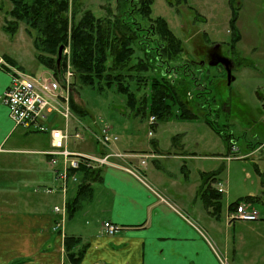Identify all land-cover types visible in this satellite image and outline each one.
<instances>
[{
    "label": "rangeland",
    "instance_id": "374dc122",
    "mask_svg": "<svg viewBox=\"0 0 264 264\" xmlns=\"http://www.w3.org/2000/svg\"><path fill=\"white\" fill-rule=\"evenodd\" d=\"M74 1L68 12L72 19L71 24L89 9L95 17L104 18L106 25L111 28L114 19L108 10L112 14H117L119 4L126 5L125 0ZM236 1L239 3V10L235 24L243 35L234 50L229 49L226 43L232 35L229 27L231 8L228 0L152 2L151 17L162 16L170 29L182 40L183 51L173 64H177L179 60L188 61V69L192 74L184 77L178 75L176 82L182 81L177 88L181 101L192 108L193 112L198 114L197 117L193 119L181 117L175 100L168 101L171 113L166 118L157 119L153 124L149 123L147 115L146 117L142 115V112L149 108L152 80L159 77V69L148 68L144 71L137 69L138 62L144 61L149 64L150 59L149 54L146 55L141 44H138L140 42L138 37L130 44L133 52L129 60L122 66H116L113 63V55L108 53L104 71L105 74H122L123 83L134 94V108L129 107L125 95L116 91L115 82L111 88H107L105 80H100L103 90L98 91V84L91 88L81 84L77 77L73 76L69 79L73 82V94L76 96L72 97L85 113H76L69 107L66 124L68 123L69 130L73 131L71 127L74 123L75 129H80L84 137L81 142H70V149L82 150L84 147L88 148L87 153L102 151L103 147L98 144L96 137L106 127L111 128V132L116 136L112 141L114 145L124 142L128 147L142 148L145 153L144 164L141 163V158L114 157L111 160L118 167L139 171L146 182H149L156 173L161 174L176 194L183 197V200H189L195 215L202 216L198 220L202 225L204 219L214 222L217 228L216 235L213 234L215 238L226 240L230 247L235 241L238 245L236 258L241 261L247 250L248 252L250 250V256L246 260L251 259V264H264V243L251 242L264 240V0ZM11 6L9 0H0V65L7 66L5 56H9L18 61L24 67L23 72L27 74L47 72L48 70L34 58L32 39L26 33L24 23L19 24L14 35H9L2 29L5 20L10 19L7 11ZM134 16L135 21L140 22L143 28L150 23L140 15ZM127 34L126 32L124 36ZM110 36L112 37V34ZM215 43L220 44L221 53L233 62L231 74L234 79L229 84L222 65L209 66L206 63L208 50ZM67 49H70L69 45ZM191 60L203 61V64ZM66 106L63 104L64 108ZM205 116L220 132L206 123ZM64 122L57 112L52 113L46 120L47 124L54 123L58 126H63ZM17 127L19 128L8 137L7 144L33 142L36 147L47 146L48 136L45 132L23 133L22 126ZM224 134L230 137L229 141L224 139ZM155 141L159 144L160 149L157 151L161 154L156 164L152 161L157 158V155H152V150L156 147ZM112 144L110 147L113 151L115 149ZM175 153L178 156H172ZM25 156L27 155H0V169L6 179L4 186L10 185L9 190H16L15 192L19 190L33 193L35 189L46 190L45 186H38L41 182L23 176L27 167L25 159L22 158ZM31 157L37 162L39 160L36 158H41L39 165L47 171L48 166L42 155L31 154ZM199 172L214 173L217 177V181L213 179L214 185L223 189L219 219L208 215L201 198L194 197L200 183ZM69 193L71 196L72 192ZM9 195L6 193L0 198L9 202L11 199ZM246 195L257 197V200L249 205L260 213V219L232 220L231 223H227L228 203ZM52 197L58 199L56 195ZM58 200L60 206L62 200ZM91 213L99 219L104 215L95 207ZM89 219L92 220L90 217L87 220ZM96 220H92L94 224ZM52 229L56 230V227Z\"/></svg>",
    "mask_w": 264,
    "mask_h": 264
},
{
    "label": "crops",
    "instance_id": "0c3cea01",
    "mask_svg": "<svg viewBox=\"0 0 264 264\" xmlns=\"http://www.w3.org/2000/svg\"><path fill=\"white\" fill-rule=\"evenodd\" d=\"M240 35L241 40L243 34ZM13 60L14 63H8L6 66L9 71L0 68V94L8 87L13 71L24 70L18 61ZM66 121L63 126L54 123L48 126L69 130ZM72 125L73 131L69 130L70 132L80 131L78 128L75 129L74 123ZM17 128L19 127L14 125L8 115L7 107L0 102V155L26 154L27 156L22 157L27 164L23 176L41 182L38 186L50 188V192L45 188L35 189L33 193L9 190L10 185L4 186L6 179L0 169V196L8 193L11 198L9 202L0 198V264H71L64 249L65 236L78 239L74 251L84 249L79 264H251V259L246 260L250 256V250L249 252L247 250L241 261L236 258L238 245L235 241L230 247L226 240L215 238L217 228L214 222L204 219L202 225V222L198 221L202 216L195 215L189 200H183V197L176 194L161 174L156 173L149 182H146L139 171L134 169L136 174L134 175L118 165L101 168L100 178L90 182V187L80 199L75 212L71 216L66 212L63 223L59 225L61 230H53L55 223L60 219V215L53 211V206L58 205V199H61L66 207L67 202L75 196L78 184L68 182L63 192L60 183L55 179L48 165L47 156L43 153L50 146L47 132L46 147H36L33 142L7 144L8 137ZM21 128L24 129L23 133L31 132ZM155 143L152 155H157V158L152 161L156 164L161 154L157 151L160 149L159 144L157 141ZM114 144L112 146L115 150L125 151L133 159L145 154L142 148L128 147L124 142ZM87 149L83 147L82 150H74L86 152ZM31 154L42 155L45 158L43 159L46 160L47 171L39 165L42 159L36 158L39 162L33 161ZM175 154L172 156H178ZM31 168L32 170H29ZM77 174L81 182L82 175L80 172ZM214 179L217 181L216 175ZM215 181H212L211 186L222 195L223 189L221 186H215ZM199 185L200 183L194 197H199L197 192ZM69 191L72 192L71 196ZM52 195H56L58 199ZM228 206L229 203L226 207V221L231 223L228 214L233 210H229ZM93 207L99 213L103 212V218L92 216ZM206 209L208 215L216 218L210 214V208ZM78 211L82 213L78 214ZM220 214L216 219L220 218ZM89 217L92 220L97 219L96 223L87 220ZM104 221H111L120 229L114 234H107L102 229ZM253 241L264 243V240L251 242ZM252 245L254 248V244Z\"/></svg>",
    "mask_w": 264,
    "mask_h": 264
},
{
    "label": "trees",
    "instance_id": "16d2710c",
    "mask_svg": "<svg viewBox=\"0 0 264 264\" xmlns=\"http://www.w3.org/2000/svg\"><path fill=\"white\" fill-rule=\"evenodd\" d=\"M9 1L12 5L7 11L10 19L5 20L2 29L9 35H14L19 24L24 23V29L32 39L35 60L49 70L54 77L61 78L67 70V65L70 64L73 76H76L83 85L94 88L98 84V91H102L100 80H105L107 88H111L115 82L116 91L125 95L127 104L133 109L134 94L123 83L122 74H105L104 71L108 53L113 55V63L116 66H122L126 60H129L133 52L130 44L139 37L138 44H141V48L146 55L149 54L150 59L149 64L144 61L138 62L137 69L143 71L148 68L159 69V77L152 80L149 108L147 111H143L142 115L145 117L153 115L156 120L166 118L171 113V105L168 101L175 100L181 117L189 119L197 117L198 114L181 101L177 88L182 81L176 82L178 75L184 77L192 74L188 65L183 63L184 60L173 64L175 59L180 58V53L183 51L182 40L175 35L162 16L151 17L153 0H125L126 5L119 4L117 14H112L107 9L109 15L114 19L112 28L106 25L104 18L95 17L89 9L85 10L81 17L71 24L72 19L68 16V12L71 4L75 2L74 0ZM228 3L231 8L229 27L232 35L226 43L229 49L234 50L236 43L241 38L235 24L239 3L236 0H228ZM134 14L149 20L150 23L143 28L140 22L135 21ZM126 32L128 34L124 36ZM60 45H63V50L68 45L70 49L69 54L62 51V56L57 64V50ZM5 59L6 62L9 61L8 63H14V60L9 56H5ZM0 68L9 71L6 66L0 65ZM72 93H74L73 82L69 98L70 109L76 113L84 114L83 108L75 102ZM204 120L213 129L220 132L206 116ZM223 137L226 141L230 140L226 134ZM78 170L82 175V181L77 186L75 196L66 204L68 216L75 212L80 199L90 187V182L100 178L101 168H79ZM200 178L198 196L202 199L205 208H210V214L217 218L220 214L222 195L211 186L215 174L202 172ZM256 200V196L246 195L237 201L230 202L228 208L234 210L241 202L251 203ZM77 242L78 239L73 236L64 237L66 257L71 264H79L84 251L83 248L77 252L73 250Z\"/></svg>",
    "mask_w": 264,
    "mask_h": 264
},
{
    "label": "built area",
    "instance_id": "2783aa9c",
    "mask_svg": "<svg viewBox=\"0 0 264 264\" xmlns=\"http://www.w3.org/2000/svg\"><path fill=\"white\" fill-rule=\"evenodd\" d=\"M64 53L69 54V50L64 48ZM6 66L5 64H2ZM67 65V70L61 76L56 78L48 70L38 74H27L25 72L14 70L11 75L8 87L0 94L2 102L8 110V115L15 126H22L29 131L47 132L50 137V146L43 153L47 156L55 179L60 183V187L65 191L68 182L79 184V168H103L107 166H116L111 160L114 157H131L127 153L112 151L111 145L116 136L111 132V128L106 127L96 137L102 151L82 152L70 149V142L83 140L84 137L80 131L70 132L67 128L48 126L47 118L52 113H58L65 121L69 116V98L71 95L72 69ZM63 104L67 105L66 108ZM63 107V111L60 109ZM156 121L155 116L149 117V123ZM151 132H149L150 134ZM110 147V149H109ZM106 149V150H104ZM141 163H145L144 156ZM134 173L132 169L121 167ZM78 170L77 172H72ZM50 192V188L46 189ZM53 211L60 215V219L55 223L56 229L63 223L66 215L65 202L62 205H54ZM229 220L254 221L260 219V213L251 207L248 203L241 202L236 209L228 214ZM102 229L107 234H114L120 228L111 221L102 222Z\"/></svg>",
    "mask_w": 264,
    "mask_h": 264
},
{
    "label": "water",
    "instance_id": "95a60500",
    "mask_svg": "<svg viewBox=\"0 0 264 264\" xmlns=\"http://www.w3.org/2000/svg\"><path fill=\"white\" fill-rule=\"evenodd\" d=\"M62 51H63V45H60L58 50H57V64L59 63L60 58L62 56ZM199 63L203 64V61H201ZM206 63L209 66H215L217 64H221L226 71L228 84L234 79L233 75L231 74V70L233 68V62L230 58L222 55V53L220 51V44L219 43H215L208 50ZM72 96H76V94L72 93Z\"/></svg>",
    "mask_w": 264,
    "mask_h": 264
},
{
    "label": "flooded vegetation",
    "instance_id": "af4514ba",
    "mask_svg": "<svg viewBox=\"0 0 264 264\" xmlns=\"http://www.w3.org/2000/svg\"><path fill=\"white\" fill-rule=\"evenodd\" d=\"M213 45H214V44H213ZM213 45H212V46H213ZM222 55H223V54H222ZM206 56H207V55H206ZM189 62H190V61H189ZM191 62H196V63H197V62H200V61H199V60H198V61H194V60L192 61V60H191ZM183 63H185V64L188 65V61H184ZM218 65H219V64H218ZM220 65H221V64H220ZM188 67H189V66H188ZM223 68H224V67H223Z\"/></svg>",
    "mask_w": 264,
    "mask_h": 264
}]
</instances>
